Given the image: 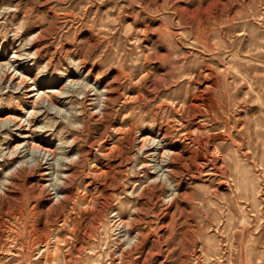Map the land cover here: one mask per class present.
<instances>
[{
    "label": "rangeland",
    "instance_id": "rangeland-1",
    "mask_svg": "<svg viewBox=\"0 0 264 264\" xmlns=\"http://www.w3.org/2000/svg\"><path fill=\"white\" fill-rule=\"evenodd\" d=\"M0 264H264V0H0Z\"/></svg>",
    "mask_w": 264,
    "mask_h": 264
},
{
    "label": "bare ground",
    "instance_id": "bare-ground-1",
    "mask_svg": "<svg viewBox=\"0 0 264 264\" xmlns=\"http://www.w3.org/2000/svg\"><path fill=\"white\" fill-rule=\"evenodd\" d=\"M10 122V124H11V121H9Z\"/></svg>",
    "mask_w": 264,
    "mask_h": 264
}]
</instances>
